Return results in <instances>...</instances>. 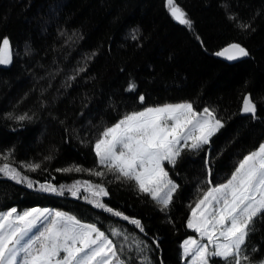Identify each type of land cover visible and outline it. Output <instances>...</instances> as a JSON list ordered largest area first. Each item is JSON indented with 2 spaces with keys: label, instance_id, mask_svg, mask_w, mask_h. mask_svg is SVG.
Returning <instances> with one entry per match:
<instances>
[{
  "label": "trees",
  "instance_id": "trees-1",
  "mask_svg": "<svg viewBox=\"0 0 264 264\" xmlns=\"http://www.w3.org/2000/svg\"><path fill=\"white\" fill-rule=\"evenodd\" d=\"M174 3L191 27L170 15L166 0H0V41L9 39L12 56L11 63L0 65V164L8 154L7 162L22 175L57 188L76 181L101 184L109 193L101 202L140 220L144 231L88 203L83 189L79 197L67 191L55 195L2 175L0 211L67 212L124 244L122 259L130 264H140L143 255L152 264H184L181 244L193 234L187 220L207 180H227L264 141V0ZM232 43L249 55L235 61L215 55ZM130 82L135 91H126ZM246 95L257 105L255 118L241 114ZM183 102L198 112L214 110L224 127L202 150L184 151L175 166L166 165L178 185L166 211L133 182L110 173L57 171L74 166L104 171L94 144L106 127L145 107ZM28 163L40 168H21ZM112 228L128 240L111 237ZM138 241L141 249L147 245L145 251L137 252ZM247 243L250 257L264 259V221L256 222Z\"/></svg>",
  "mask_w": 264,
  "mask_h": 264
},
{
  "label": "snow or ice",
  "instance_id": "snow-or-ice-1",
  "mask_svg": "<svg viewBox=\"0 0 264 264\" xmlns=\"http://www.w3.org/2000/svg\"><path fill=\"white\" fill-rule=\"evenodd\" d=\"M167 6L176 21L191 27L190 19L174 0H167ZM215 55L233 61L248 56L249 52L239 43H232ZM11 60L10 41L4 37L0 41V65H7ZM135 89V83L130 82L126 91ZM139 101L144 103L145 97L140 95ZM241 112L253 118L257 114V105L247 95L243 97ZM26 118L16 117L20 121ZM223 127L214 110L205 107L198 112L190 102L145 107L125 114L106 127L96 140L97 164L104 171L79 166L57 171H88L97 177L110 173L117 181L133 182L139 193L149 196L161 211H166L178 188L166 165L175 166L184 151L202 150ZM3 160L0 175L17 184L61 196L67 191L73 197H79L83 189L88 203L144 231L140 220L129 218L101 202L100 198L109 194L103 185L76 181L57 188L50 181L33 182L22 175L7 162L8 154ZM205 163L209 166L207 160ZM21 168L36 171L40 165L28 163ZM207 184L187 220V227L198 238L189 237L183 241L185 264H218V261L222 264H264V259L254 260L247 254V242L255 231L256 222L264 221V143L245 155L224 183L214 184L208 179ZM110 231L111 237L123 236L124 241L128 240V235L117 228ZM140 243H136L138 253L147 249V245L141 249ZM124 255V244H118L95 223L82 222L67 212L37 207L0 211V264H130L129 260L122 259ZM140 264H152V261L143 255Z\"/></svg>",
  "mask_w": 264,
  "mask_h": 264
},
{
  "label": "rangeland",
  "instance_id": "rangeland-1",
  "mask_svg": "<svg viewBox=\"0 0 264 264\" xmlns=\"http://www.w3.org/2000/svg\"><path fill=\"white\" fill-rule=\"evenodd\" d=\"M112 126V125H111ZM110 127V126H109ZM262 143H264V141L262 142ZM230 178V177H229ZM226 181V180H225ZM225 181H223L222 183H224ZM37 208H47V207H37ZM10 209V208H9ZM29 209V208H28ZM48 209H52V208H48ZM8 210V209H7ZM7 210H4V211H7ZM26 210V209H25ZM52 210H55V209H52ZM19 211V210H18ZM21 211H24V210H21ZM190 215H191V212H190ZM189 215V216H190ZM191 230V229H190ZM192 231V235H190V236H188V237H186L185 239H188L189 237H193V238H198L197 237V234L193 231V230H191ZM184 239V240H185ZM183 240V241H184ZM183 241H182V243H183ZM182 245V244H181ZM183 256V255H182ZM183 259H184V264H185V258L183 257Z\"/></svg>",
  "mask_w": 264,
  "mask_h": 264
},
{
  "label": "water",
  "instance_id": "water-1",
  "mask_svg": "<svg viewBox=\"0 0 264 264\" xmlns=\"http://www.w3.org/2000/svg\"><path fill=\"white\" fill-rule=\"evenodd\" d=\"M166 2H167V0H166ZM227 46H228V45H227ZM227 46H226V47H227ZM224 48H225V47H224ZM222 49H223V48H222ZM222 49H221V50H222ZM221 50H220V51H221ZM220 58H223V59L227 60L225 57H220ZM242 58H243V57H242ZM239 59H241V58H239ZM237 60H238V59H237ZM228 61H229V60H228ZM233 61H235V60H233ZM241 108H242V107H241ZM241 114H244V113L241 112Z\"/></svg>",
  "mask_w": 264,
  "mask_h": 264
}]
</instances>
